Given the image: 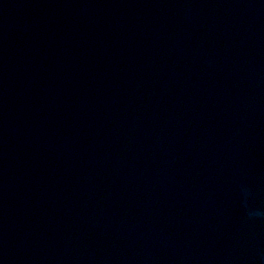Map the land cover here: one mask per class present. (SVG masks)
I'll list each match as a JSON object with an SVG mask.
<instances>
[{
  "label": "water",
  "instance_id": "water-1",
  "mask_svg": "<svg viewBox=\"0 0 264 264\" xmlns=\"http://www.w3.org/2000/svg\"><path fill=\"white\" fill-rule=\"evenodd\" d=\"M0 264H264V0H0Z\"/></svg>",
  "mask_w": 264,
  "mask_h": 264
}]
</instances>
